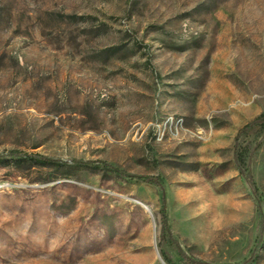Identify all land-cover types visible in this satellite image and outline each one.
<instances>
[{
  "label": "rangeland",
  "instance_id": "obj_1",
  "mask_svg": "<svg viewBox=\"0 0 264 264\" xmlns=\"http://www.w3.org/2000/svg\"><path fill=\"white\" fill-rule=\"evenodd\" d=\"M262 115L264 0H0V264H264Z\"/></svg>",
  "mask_w": 264,
  "mask_h": 264
},
{
  "label": "trees",
  "instance_id": "obj_2",
  "mask_svg": "<svg viewBox=\"0 0 264 264\" xmlns=\"http://www.w3.org/2000/svg\"><path fill=\"white\" fill-rule=\"evenodd\" d=\"M255 125H262V126H264V115L258 117V118H257L256 120H254L252 123H250L249 125H247L243 130H241V131L238 133L236 139L238 140V137H239L241 134H243L244 132H247L248 130H250V129H251L253 126H255ZM236 159H237V162H238V164H239V172H240L241 175L244 176V171H243V169H242V167H241V164H242V162H243L242 156H239L238 153H237ZM43 162H44L45 164H51V165L56 164L54 161H51V160H48V159H45V158L43 159ZM114 172L120 174V173H119L118 171H116V170H115ZM146 180H149V181L155 182V183H157V184L159 183L156 179L147 178ZM248 182H249L250 186L253 187V182L251 181V179H249ZM161 215H162V219H163V226L165 227V229H167V218H166L165 209H163V210L161 211Z\"/></svg>",
  "mask_w": 264,
  "mask_h": 264
},
{
  "label": "bare ground",
  "instance_id": "obj_3",
  "mask_svg": "<svg viewBox=\"0 0 264 264\" xmlns=\"http://www.w3.org/2000/svg\"><path fill=\"white\" fill-rule=\"evenodd\" d=\"M149 213H150V215H153V213H152V212H150V211H149Z\"/></svg>",
  "mask_w": 264,
  "mask_h": 264
}]
</instances>
